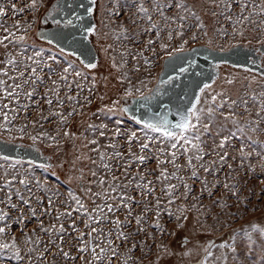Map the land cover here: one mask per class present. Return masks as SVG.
<instances>
[{"label":"snow or ice","instance_id":"snow-or-ice-1","mask_svg":"<svg viewBox=\"0 0 264 264\" xmlns=\"http://www.w3.org/2000/svg\"><path fill=\"white\" fill-rule=\"evenodd\" d=\"M43 6L44 0H0V134L19 132L33 145L51 141L56 151L64 140L82 143L72 144L79 154L63 180L56 171L63 161L39 165L46 175L38 178L33 160L18 168L25 161L0 155V264H144L149 256L155 260L148 264H159L162 255H177L165 241L177 230L190 224L197 236H209L242 219L250 200L241 193L252 180L264 196V73L240 81L217 72L174 101H158L199 67L201 50L229 52L250 30L264 35V0H53L39 23L56 31L41 28L36 36L59 56L28 43ZM100 11L99 25L84 23ZM26 12L33 19L21 21ZM217 36L232 42L214 47ZM93 37L112 39L102 46L110 70L104 79H114L122 94L92 113L111 126L101 119L78 134L70 121L96 99L99 64L84 46ZM201 39L207 44L191 47ZM257 42L264 47V39ZM145 52L178 62L153 88L137 75L154 66ZM129 99L141 115L129 116ZM180 244L179 255H195L196 264H264V224L258 222L233 229L220 243L197 242L193 250L184 236Z\"/></svg>","mask_w":264,"mask_h":264},{"label":"rangeland","instance_id":"rangeland-1","mask_svg":"<svg viewBox=\"0 0 264 264\" xmlns=\"http://www.w3.org/2000/svg\"><path fill=\"white\" fill-rule=\"evenodd\" d=\"M52 1L53 0H44V6L41 7L39 9V11L36 13L35 18L37 19V23L35 25H33L32 29L28 32V37H29L28 43L34 44L37 49H44L46 54H53V55L59 56L60 53L58 52V50H56L52 46L48 45L47 43H45L41 39L37 38L36 34H35L36 29L41 25L39 23L40 17L44 14L45 10H47L48 6L50 5V3ZM94 18L96 20V24L99 25L100 21L103 18L102 11L97 12L95 14ZM25 19H27L29 21L32 20L33 19L32 13L26 12L25 14L20 16L21 21H24ZM13 22L14 21L10 15L8 23L11 24ZM47 26H49V25H47ZM114 26L115 25H113V27ZM103 31H107V29H103ZM229 31H231L230 28H229ZM257 37L260 39H264V35L260 34L257 31L250 30L246 33V37L244 39L237 37L236 40L239 43H244L247 41L257 42ZM142 39H146V37H143ZM92 41L95 44V47L97 48V51L99 54V60H98L99 67L96 70H94L98 76L97 91L95 94L96 99L88 107V110L85 112L84 116H77L72 121H70L71 131L77 132L78 134L80 132H84L85 128L87 127V124L99 123L101 119H103V121L105 123H110V126H111V122L109 121V119L104 118V117H93L92 113L95 112L96 108L102 107L105 104H110L111 100L119 99L120 95L122 94V88L116 83V81L114 79H112L111 77H109V80L104 79L105 76H108L110 70L107 66L108 65V58L103 53L102 46H106V44L112 43V39L109 38L107 41H105V40H99L98 41L96 38L93 37ZM213 42H214V45H213L214 47L222 45L223 47L227 48L229 43L232 41H230L229 38L221 39L220 37L217 36V37H213ZM198 44H205L206 45L207 41L205 39H201L200 41H198L195 44H192L191 46L198 45ZM141 47H143V45H141ZM157 47H158V45H157ZM235 52H236V49H233L232 51H230L231 54H235ZM200 53H203V52L201 51ZM29 54H31V50L29 51ZM145 55L148 56L149 59H151L153 61L154 66L150 69L149 73L141 72L137 75L141 76L142 78L146 77L147 88H151L157 79L158 73L162 70V64H163L162 62L164 60V54L161 53L159 58L152 56L151 53H149V52H145ZM208 56L210 57L209 54H208ZM187 58L192 59L191 56H188ZM175 63H178V62H175ZM200 65H201L200 67H202L204 65V62L200 61ZM202 72L204 73L203 76H205L207 74L205 69H203ZM253 74H255V73L246 72L240 68L234 67L233 65L222 64L221 65V72H220L219 76L224 77V76L231 75V76L238 77L240 81H243V78L245 76H248L249 78H251V76ZM186 76H187V74H186ZM187 78H188L189 84L187 86H185L181 92H184V91H187L189 93L192 92L193 90H195V85L198 82H200L202 79H205L206 77H201L200 81H197L199 79L191 78L188 76H187ZM215 87L217 88V90H219V87H220V81L219 80L217 81V85H215ZM236 87L239 88L240 84L238 83L236 85ZM253 87H255V85H253ZM147 88H142V90L147 91ZM100 95L105 96V99L103 101L99 100ZM31 115L34 118L36 114L32 113ZM116 118H122V119H125L127 121L129 117L128 116H125V117L117 116ZM22 123H23L22 121H16V125L18 127L22 126ZM128 126L132 127V128L136 127L134 124H129ZM44 129L53 132V134L55 132V129L53 128V126L46 124V123L44 125ZM28 132L35 134L34 130L31 129V127H29ZM0 135L4 136L5 138H10V139H13V137H15V139H20L21 133L13 131L11 134L3 133ZM262 139H264V137H262ZM22 140L31 141L27 135H24ZM39 143H41V142H39ZM50 143H51V141H46V142H43L41 144L44 146H48ZM73 143H75L78 147L82 143V141L76 140L75 142H73V141H69V140H64V141H62V148L60 151L54 150L53 147H50L49 150L45 149V151H43V152H46L49 157H50V155L54 156L53 166L58 165L61 161H63L65 163L64 169H59V168L57 169L56 168V171L58 172V174L60 175L62 180L64 179L66 173L68 175H71V172L69 171V169L71 167V161L74 159L75 155L79 154V153L74 152L73 147H72ZM82 151H86V150H82ZM10 160L15 161L17 159H10ZM22 161H24V160H22ZM0 163H4V162L0 161ZM36 165H37V167H36L34 174L38 178H42L43 176L46 175V173H44L43 170L39 167V165H41V164H36ZM79 166L84 167V164H80ZM151 166L154 167L155 165L153 164ZM17 167L18 168H26V167H28V165L25 161V163H23V164H18ZM257 171H259V169H257ZM252 185H255V188L253 189V191L256 193L255 195H252L248 191V189L251 188ZM260 187H261V185L259 184L258 181L252 180L251 183L244 188L241 195L242 196H245V195L248 196L250 203H248V205H247V210H246L243 218L237 220L235 223H232L230 228L221 229L220 231L216 232L214 235L197 236L195 233H193L192 227L189 224L185 229L177 230L176 237H165V241L171 244L173 252H176L177 255H169V256H163L162 255V258L159 261V264H196L197 257L195 255H193L191 257H181L179 255V252L182 250L181 244H180L181 237L190 236L191 237V244H189L188 247L192 248L194 250V246L197 244V242H203L206 240H215L217 243H220L223 240L228 239V237L231 234V232L233 231V229H238L241 226L248 225L250 222L260 221L258 223L264 224V196L260 195V191H259ZM205 202H207V201H205ZM164 222L167 223V218H165ZM174 226H175L174 223L168 224L169 229H172ZM137 239H139V237ZM254 239H255V237H254ZM149 243H151V242L149 241ZM260 243H261V241L257 240L255 245H254V247L257 251L259 250V244ZM153 252H155V248H153ZM135 255L140 256V251L137 250ZM148 260H155V256H149ZM148 260H145L144 264H148ZM12 264H15V261H12ZM228 264H232L231 260L228 262Z\"/></svg>","mask_w":264,"mask_h":264},{"label":"flooded vegetation","instance_id":"flooded-vegetation-1","mask_svg":"<svg viewBox=\"0 0 264 264\" xmlns=\"http://www.w3.org/2000/svg\"><path fill=\"white\" fill-rule=\"evenodd\" d=\"M95 24H96V20H95ZM239 44L241 45V47L236 48V54L234 55V57L232 59L226 60L227 63H223L222 62V61H225V58H219V59L215 58L214 59L215 60L214 63H220V65H222V64L233 65V66L234 65H239V66H234V67L240 68L242 70H244V68H248V69H251L252 70L251 72L255 73V74L264 73V47H261V45L258 42H250L249 43V41H247V42L239 43ZM203 45H205V44H203ZM94 46H95V44H94ZM208 52H209V54L211 53V51H208ZM175 62L176 61H170V62L167 61L166 63L162 62L163 63L162 64V70L158 73L157 79H156V81H155V83L153 85L157 84L158 78H167V76L174 74L173 73V64ZM240 66H242V67H240ZM196 72H198V68H196V69L190 71L189 73H187V76L191 77V78H196V79L198 77L199 80H197V81H200L199 76L195 75ZM215 72L216 73L218 72L219 75H220L221 66L218 69H213L212 65L208 66L207 74L205 75V77L206 78L212 77L213 74H216ZM187 76L185 74L182 77V78L185 79L184 82L181 83V80H178V81H175L172 86H168V94L165 95V98L163 96L160 97L158 103H160V102L161 103H163V102L164 103H169L170 100L174 101L175 97H176V94L180 93L183 90V88L189 84ZM203 80L204 79H202L201 81H203ZM153 85H152V87H153ZM176 89H177V92L174 93V90H176ZM127 103H130V99H129V101ZM155 105H158V104H155ZM155 109H157V108H155ZM133 115L139 116V115H141V111H138L137 109H134ZM6 139H2V141L6 142L7 144H11L12 141L14 140V139L8 138L10 140L9 141H5ZM0 140H1V137H0ZM30 150H36L37 151V158H41L42 155L45 156V157H48V154L46 152H42V154H40V150L37 147H35V148L32 147V148H30Z\"/></svg>","mask_w":264,"mask_h":264},{"label":"water","instance_id":"water-1","mask_svg":"<svg viewBox=\"0 0 264 264\" xmlns=\"http://www.w3.org/2000/svg\"><path fill=\"white\" fill-rule=\"evenodd\" d=\"M86 2H87V0H85V3ZM51 3H50V5H51ZM77 3H78V0H77ZM77 10L82 12L81 9H77ZM45 12H46V10H45ZM45 12H44V14H45ZM84 23H86V24L87 23H95V18L85 17ZM45 27L51 29V31H53V32L56 31V28H55L54 25L50 24L49 26H45V25L41 24L36 29V32L39 29L45 28ZM201 45H203V44L193 45L191 47H197L198 48ZM84 46L87 48L88 52L90 53V56L93 59V62H98L99 54H98V51H97V49L95 48V46H94V44L92 42V39H90L89 42H84ZM240 47H241V45H240ZM201 51L203 53H200ZM201 51L198 52V54L195 57V59H197V61H198V65H199L198 72H202L203 69H205V71L207 72L208 66L213 65V63L215 62V60H214L215 58L216 59L225 58V60H228V59H232L234 57V55L236 54V52H235V54H231L230 51L229 52H220V51L217 50V51H211L210 54H209L208 51H205V52L203 50H201ZM208 54L210 55V59H209V61L206 62L204 60V57L208 56ZM200 61L204 62V65L202 67H200L201 66L200 65ZM166 62L167 61H165V59H164L163 63H166ZM168 62H170V61H168ZM214 75L215 74H213L212 76H214ZM201 77H203V76H199V78H201ZM197 79H198V77H197ZM180 80H181V83L185 81L184 78H181ZM203 81H205V79ZM203 81H201V82H203ZM155 85H153V87H155ZM176 92H177V89L174 90V93H176ZM163 97L165 98V96H163ZM128 106L132 109V111L129 113V115L131 116V115H133L134 109H137V106L134 104V102L131 99H130V103H128ZM154 108H157L156 110H158V105L154 104ZM0 137H1V140H0V155H8L10 157V159H17V160H24V161L33 160L35 162V164H41V165L42 164H51V165L54 164V156L50 155V157L49 156L45 157V156L42 155L41 158H37V151L36 150H30V148H32V147L33 148L37 147L40 150V154H42V152L45 151V149L46 150L50 149L49 146H44V145H42L39 142H37L35 145H33L32 141H26V140H22V139L21 140L20 139H14L13 141L11 140L12 141L11 144H7L6 142L2 141V139H6V138L4 136H2V135H0ZM9 140L10 139L7 138L5 141H9Z\"/></svg>","mask_w":264,"mask_h":264},{"label":"trees","instance_id":"trees-1","mask_svg":"<svg viewBox=\"0 0 264 264\" xmlns=\"http://www.w3.org/2000/svg\"><path fill=\"white\" fill-rule=\"evenodd\" d=\"M255 222H260V221H255Z\"/></svg>","mask_w":264,"mask_h":264},{"label":"bare ground","instance_id":"bare-ground-1","mask_svg":"<svg viewBox=\"0 0 264 264\" xmlns=\"http://www.w3.org/2000/svg\"><path fill=\"white\" fill-rule=\"evenodd\" d=\"M109 80V79H108ZM106 86V85H105ZM107 87V86H106ZM106 89V88H105Z\"/></svg>","mask_w":264,"mask_h":264}]
</instances>
